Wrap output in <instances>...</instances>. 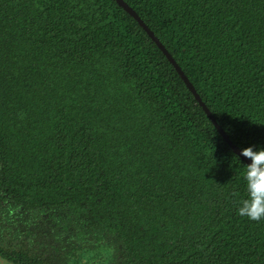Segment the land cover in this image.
<instances>
[{
	"label": "trees",
	"instance_id": "trees-1",
	"mask_svg": "<svg viewBox=\"0 0 264 264\" xmlns=\"http://www.w3.org/2000/svg\"><path fill=\"white\" fill-rule=\"evenodd\" d=\"M241 149L264 147V0H125ZM116 0H0V254L264 264L247 163ZM240 159V160H239ZM85 261V262H84Z\"/></svg>",
	"mask_w": 264,
	"mask_h": 264
},
{
	"label": "clouds",
	"instance_id": "clouds-1",
	"mask_svg": "<svg viewBox=\"0 0 264 264\" xmlns=\"http://www.w3.org/2000/svg\"><path fill=\"white\" fill-rule=\"evenodd\" d=\"M240 155L249 158L250 163L245 172L248 198L240 202L237 212L250 220L258 221L264 218V147L256 150L252 146L244 147Z\"/></svg>",
	"mask_w": 264,
	"mask_h": 264
},
{
	"label": "water",
	"instance_id": "water-1",
	"mask_svg": "<svg viewBox=\"0 0 264 264\" xmlns=\"http://www.w3.org/2000/svg\"><path fill=\"white\" fill-rule=\"evenodd\" d=\"M117 3L122 6L128 13L135 17L138 22L142 25V27L147 31V33L151 36V38L157 43L160 49L164 52L167 58L172 62L174 67L177 69L181 77L184 79L188 88L194 93L195 97L198 99L200 104L203 106L206 111L208 117L211 119L213 124L217 127V129L222 134L223 138L229 143V145L233 148V150L248 164L250 163L249 158H245L240 155L241 148L237 146L233 140L230 138L229 134L224 130V128L219 124L216 117L213 115L211 109L207 106V104L203 101L201 95L195 88L194 84L190 81L188 76L185 74L179 63L175 60L173 54L168 50V48L164 45V43L160 40V38L155 34V32L149 27V25L141 18V16L137 13V11L125 0H116ZM0 264H11L6 258L0 255Z\"/></svg>",
	"mask_w": 264,
	"mask_h": 264
},
{
	"label": "rangeland",
	"instance_id": "rangeland-1",
	"mask_svg": "<svg viewBox=\"0 0 264 264\" xmlns=\"http://www.w3.org/2000/svg\"><path fill=\"white\" fill-rule=\"evenodd\" d=\"M91 246H93V248L90 249L85 255V261L88 264H108L113 253L116 251L113 244H104L99 240L93 241Z\"/></svg>",
	"mask_w": 264,
	"mask_h": 264
},
{
	"label": "flooded vegetation",
	"instance_id": "flooded-vegetation-1",
	"mask_svg": "<svg viewBox=\"0 0 264 264\" xmlns=\"http://www.w3.org/2000/svg\"><path fill=\"white\" fill-rule=\"evenodd\" d=\"M1 255V254H0ZM2 256V255H1ZM2 257H4V256H2ZM4 258H6V257H4ZM7 259V258H6ZM8 260V259H7ZM11 264H15L13 261H10V260H8Z\"/></svg>",
	"mask_w": 264,
	"mask_h": 264
}]
</instances>
